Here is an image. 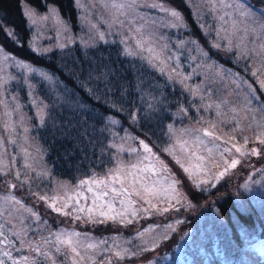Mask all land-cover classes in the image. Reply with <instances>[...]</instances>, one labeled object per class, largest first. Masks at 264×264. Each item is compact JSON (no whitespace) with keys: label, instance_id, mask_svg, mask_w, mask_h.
I'll use <instances>...</instances> for the list:
<instances>
[{"label":"trees","instance_id":"obj_1","mask_svg":"<svg viewBox=\"0 0 264 264\" xmlns=\"http://www.w3.org/2000/svg\"><path fill=\"white\" fill-rule=\"evenodd\" d=\"M21 1L23 0H0V44L7 52L36 67V71L28 75L27 81L32 84L34 94L45 105L46 115L43 124L33 117L31 133L39 141L51 173L73 183L91 176L93 172L98 176L102 175L114 166L113 157L117 155L116 148L106 146L110 143L117 145L115 141L127 138L126 133L129 132L133 137L148 143L161 160L173 163V158L163 151L173 142L168 126H183L185 117L180 112L181 107L189 108L190 113L196 116L197 113L191 108L199 106L198 100L168 81L141 57L123 55L124 47L118 41L93 44L76 42L47 51L33 49L31 29L22 12ZM24 1L37 10H45L48 5H53L71 23L74 30L79 28L78 10L73 0ZM165 1L177 7L188 24V29L163 28L159 34L155 32L162 48L167 45L165 50L173 68L180 74L190 75L195 64L198 70L205 69L203 63L209 61L224 64L233 70L231 74L239 75L252 84L256 89L255 95L264 101V92L260 91L257 78L251 74L257 70L254 60L241 57L235 48L231 52L222 50L226 45L225 41H222V49L211 47L212 40L216 39V26L213 24L214 30L211 27H207V30L200 27L185 0ZM244 2L252 8L255 20L264 19V0ZM206 19L211 22L210 15L206 14ZM232 19L238 22L240 28L254 22L231 13L228 17L230 28ZM224 27L227 28V25L224 24ZM9 32L14 35L9 36ZM238 35H243V32ZM191 40L197 41L208 53L207 59L197 56L196 60L193 56L196 53L194 46L187 43ZM181 42H184L183 46ZM42 74H46L48 78ZM191 77L194 78L193 87L198 84L200 89L198 96L204 95V92L213 96L217 86L223 83L212 74ZM223 90L235 102L232 94L236 95L240 88L233 83L230 88L228 86ZM21 97L26 99L25 87L21 90ZM238 99L242 100L243 106L253 107V97L249 92L244 98ZM149 103L156 110L149 108ZM200 112L203 110L200 109ZM133 116L135 120L132 119ZM107 117H113L119 123L112 125ZM84 121L89 126V139L94 138L96 147L85 144L88 158L83 163L77 162L79 153L66 161L63 149L71 148L72 144L67 141L62 144L55 137L59 136V130L70 124L73 132L76 129L83 130ZM253 126L251 125L250 130ZM93 128L96 129L95 132L92 131ZM255 130H251L247 147L260 149V156L244 158V163L237 165L222 179L201 184L199 188L191 186L185 179L181 180L180 184L187 193V205L174 209V215L168 213L164 218H181L176 231L171 233L169 240L163 242L160 248L163 249L162 252L169 253L166 264H264V255L257 248V243L264 241V146L253 142ZM175 166L173 172L180 177L179 167L177 164ZM254 167L258 168L255 170ZM222 169L220 167V171ZM246 178L248 181L245 183ZM9 179L16 182L11 175L0 177V192H8L4 181ZM14 192L25 203L32 200L33 196L26 187H18ZM32 204L39 213L43 226L37 228L32 217H28L26 222L32 229L29 236L39 239L37 232L47 235L48 230H51L49 227H55V220L62 218L50 209H43V203L39 199ZM190 206H195V209H187ZM200 215L206 217L205 222L200 223ZM149 218H144L142 223L145 225L160 221V218ZM43 221L47 222L46 225ZM113 226V223L100 224L96 229L97 236L110 238L117 230ZM12 254L19 257L24 253L13 251ZM4 259L5 264H10L6 257ZM125 262L136 263L134 258L125 259Z\"/></svg>","mask_w":264,"mask_h":264},{"label":"snow or ice","instance_id":"obj_2","mask_svg":"<svg viewBox=\"0 0 264 264\" xmlns=\"http://www.w3.org/2000/svg\"><path fill=\"white\" fill-rule=\"evenodd\" d=\"M206 5L215 12L218 9L235 8L239 14L247 20H253L251 24H245L243 28L238 27V22L235 19L231 20V29L224 27L228 21L224 15H220L218 19L222 22L219 29L216 31L217 40L212 43L211 47L222 49L221 40L226 41V45L222 50L231 52L235 48L241 57L253 59L257 64V70L252 71V76L256 77V82L259 85L261 92H264V19L255 20L253 12L245 10V6L241 2L230 3L228 0H204ZM79 5V0H76ZM106 7H111L116 10L112 24L125 26V20L128 24L129 36L121 42L125 45L122 54L126 56L138 55L147 51L149 55L143 57L153 67H158L161 73H164V65L166 61L162 57L164 45L159 51L154 47L153 34L148 30L149 21L146 17L140 16L137 13L139 7H149L158 9L169 17L168 24L170 27L180 28L185 27L186 22L181 12L172 7H167L159 0H151V3H141V0H111ZM28 19H33L35 13L31 8L25 12ZM124 17V19H120ZM43 20L54 19L58 24L67 26L60 19L57 10L52 8L49 10V15L42 17ZM137 20L142 21L137 24ZM154 23V22H153ZM96 28L95 24L91 25ZM201 27H204L201 25ZM243 32V35H238ZM221 33H224L221 36ZM9 36L14 33L9 32ZM207 35V32H205ZM235 38V41H234ZM100 39H104L103 33H100ZM129 40L132 44H129ZM182 44L184 42H181ZM187 43L194 46L195 50L208 58V53L204 51L195 40ZM251 45V47H249ZM63 47V45H61ZM2 51V49H0ZM8 59L7 56L4 57ZM22 67L30 72L35 71L28 64H23ZM259 72V76H258ZM172 74L177 73L176 68L171 69L169 79H173ZM48 78L46 74H42ZM184 80L188 77H184ZM183 83V81H180ZM235 82V81H233ZM254 99H259L255 95L256 89L252 84L247 85ZM193 96L197 95L200 89H188ZM203 99V97H201ZM19 107V106H17ZM115 108V105H112ZM149 108L156 110L152 103H149ZM206 108H211L213 105L208 104ZM217 115H220V105H215ZM7 108V105H5ZM233 111H235L233 109ZM248 111H253L248 109ZM261 119L256 121L253 116V121L256 124L258 131L255 133L253 142L264 146V106H261ZM180 112L187 115V110L183 107ZM9 118L12 113L6 111ZM40 123H44L45 113L43 109L39 112ZM135 120V116L132 117ZM110 124H118L119 121L113 117H107ZM55 127V126H54ZM83 130H71L72 125L59 130V136L55 137L72 144L71 148L64 147L63 158L70 161V158L75 157L79 153L78 163H83L88 158V153L85 150V144L95 148L93 139H89L87 121H84ZM216 124L211 123L209 127L195 129L197 133L193 136V130L180 129L174 130L172 125L168 126V131L174 140L172 144L165 147L163 151L173 158L175 163L187 174L193 184L199 188L201 184H208L212 180L219 181L226 176L231 170L235 169L241 163V158L248 156H260L261 150L257 147L249 149L247 145L250 140L247 136H242V142L237 140L236 135L231 134L227 139L216 131ZM251 127V125L249 126ZM243 132L242 126L237 122L235 128ZM5 130L14 132V127L8 123L5 124ZM27 132V129H24ZM96 131L95 128L92 129ZM188 136L189 139L184 137ZM207 138V139H205ZM10 144H15L14 139H9ZM140 148L143 150V155H139L135 163H125L116 157L115 166L110 167L104 175L98 176L95 172L91 176L78 181L71 193L65 190L63 196L47 192L33 191V180L40 179L50 175L49 169L44 166L39 170L30 162L31 153L25 149V162L23 165L24 171L15 169V158L10 165L4 159V142L0 139V177H8L11 175L16 181L5 180L8 192L0 195V264H5V257L10 264H113V260L120 262L125 259H132L149 250L154 251L161 239H167L166 233L151 237V242L145 239L150 236L155 229L147 228L143 231H138L135 239L140 241V244L134 245V249L127 247L131 243L130 240H122L118 236L111 238H94L87 233H81L75 230L59 229L56 231L48 230V234L44 235L37 232L39 239L29 236L31 225H26L25 220L32 217L34 222L39 224L41 218L38 212L26 206L21 199H18L14 194V190L18 187L23 188L28 186V191L31 195L36 196L39 200H43L47 207L57 214L71 217L74 220L86 219L90 223H118L122 226H127L141 218L149 217L152 214L163 215L174 209L176 205L183 204L184 196L179 190L180 181L176 179L175 174L171 169L160 159L158 155L153 153L152 148L144 140L139 141ZM107 148H116L118 152H123V146L108 144ZM201 148L205 154H201ZM233 150L235 154L233 153ZM130 152H137L136 148L130 149ZM227 154V156L225 155ZM238 154V155H236ZM103 155V151L101 152ZM216 156L223 161V169L213 173L212 168L219 167L216 161ZM230 157V159L228 158ZM35 173V177L33 176ZM67 188V185H61ZM246 187V186H245ZM85 190L91 193V205L82 204L81 200L87 202L89 199L85 195ZM118 205V206H117ZM178 210V209H177ZM26 214V215H25ZM46 221L44 224L46 225ZM171 229L172 226L168 225ZM111 241V242H110ZM17 251L24 253L19 257L13 256L12 252ZM103 256L102 260L97 258ZM63 257V260L60 259Z\"/></svg>","mask_w":264,"mask_h":264},{"label":"rangeland","instance_id":"obj_3","mask_svg":"<svg viewBox=\"0 0 264 264\" xmlns=\"http://www.w3.org/2000/svg\"><path fill=\"white\" fill-rule=\"evenodd\" d=\"M202 1H204V0H202ZM75 2H76V0H75ZM110 2H111V0H79V5H77L78 9L80 10L79 24L80 25L85 24V26L87 28V31H86V34L84 37H82V34L79 32L75 33L72 29L71 24L68 23L66 20H64L61 16H59V17L64 22V25L67 26V30H65L64 26L61 24H58L54 19H48V20L41 19L42 17L49 15L50 9L48 11H44V12L43 11L42 12L36 11V10H33L31 8L32 7L31 5L27 4L26 2H23L22 3V9H23L24 14L28 8H31L35 13L33 19H28V17L25 15L27 18L28 24L31 28V31H32V34H31L32 35L31 36L32 48L35 50H38V51H47V50H51V49L56 48V47H60L61 45L65 46V45H69V44L74 43V42H82V39H84L86 41H107V40H112L113 38H118L120 40H124L127 36H129V32H128L129 26L127 24V21L125 20V26L123 28H121L120 25H118V24L110 27V25L112 24V20H113L114 15H116L115 9H112L111 7L105 6L106 4H110ZM145 2L151 3V0H141L142 4ZM228 2L232 3V0H228ZM164 5L167 7H171V6H168L166 4H164ZM201 5L204 6L206 9L211 10L210 6L206 5L205 3H202ZM49 7L55 8V6H53V5H49ZM151 9H153V8L139 7L137 9V13L140 16H144L148 19V21H149L148 30L152 32L154 47L159 51L162 48V46H161L160 40L156 36L154 27H155V25L156 26H158V25H162V26L168 25L169 26L168 21L170 18L167 17L165 13L159 11L158 9H156V11H155L156 14L152 15V14H150ZM200 9H201V7H200ZM229 9L231 10V8H229ZM195 10L197 12V16H203L204 15V12L202 10L201 11L197 10V8H195ZM221 10H223V9H218L215 12H213L211 10L215 14V16H213V17L216 18ZM224 11L226 12V10H224ZM227 13H230V12L227 11ZM78 14H79V12H78ZM120 19L123 20L124 17H120ZM141 22L142 21L137 20V24H139ZM92 24H95L96 28H92V26H91ZM100 33H103V35H104L103 40L100 39ZM223 35H224V33H221V36H223ZM129 44L130 45L132 44L131 40H129ZM249 47H251V45H249ZM0 49H2V48L0 47ZM165 53H166L165 48H163L162 57L166 61L164 68H165V71H167L170 74L172 67H171V64L169 63L168 59L166 58ZM148 55H149V53L147 51H144V52L138 54L137 56L143 58V57H147ZM5 56L8 57L7 60L4 59ZM144 60H146V59H144ZM22 65H23V63L18 61L15 57L10 55L9 53L4 51L3 49H2V51H0V139H2L4 142V159H5V161L11 165L13 162V158H15L14 170L19 169L20 171L23 172L24 171L23 165L25 162V152H24L25 149L27 150L28 153H31V157L29 158V160L31 163L34 164V166L38 170L45 166V161H44V156H43V153L41 151V147H40L39 142L36 139H34L30 133L32 123H31V115L29 114V111L30 110L32 111L33 117L37 118L38 122L40 123L39 112L41 110V107L39 105L38 98L35 97L34 94L29 92V90H28V86L25 82V78H26V74H27L28 70L25 69L24 67H22ZM209 68H210V66H209ZM227 72H228L227 79L231 80L232 82L233 81L240 82V80H242V78H243L240 76L238 78H236V76L231 74V72L228 69L220 68V67L217 69V73L219 74L218 78H221ZM172 75L174 76V78L177 77L176 74H172ZM178 77H180V76H178ZM260 78L264 79L261 76H260ZM247 85H248V83L245 82L244 87L240 88L241 92H244L245 95L248 94V90H249ZM226 86L227 85L225 83H220L217 87L225 88ZM24 87L26 88V95H27L26 100L21 99V90ZM223 102L225 103V105L227 104L226 106L229 109L231 108L229 113H231V118H233V120L230 121L231 126H230V129L228 132L223 133L221 131L218 134L223 135L225 139H227L228 135L234 134V135H236L237 140L242 142V136L250 137L249 136V133H250V127L249 126L250 125H249V122L247 120L248 113L245 112V114H241L240 116H238L237 113H235L236 111H233L232 99L229 98L228 94L223 96ZM5 105H7V108H5ZM17 106H19V107H17ZM6 111H10L12 113L10 118H9V116H7L5 114ZM240 111H242V109H240ZM214 112H212V116L214 114V117L211 119V123H215L216 126L218 123V118L223 120V121H227L229 118L228 115H226L225 117H221V116L218 117L217 110L216 111L214 110ZM254 116H255V118H257V114H254ZM201 120L202 121L206 120V118L203 115H201ZM237 122H239V124L242 126L243 132H241L239 129H236L235 131H233ZM6 123H8L11 127H14V132H9V131L5 130V124ZM210 124H207V125H210ZM25 128L27 129V132L24 131ZM185 128L193 130L192 134L194 136L197 134L194 130L200 128V126H198L194 121H189L187 123V125L184 126L182 129H185ZM178 130H180V129H177V131ZM216 131H217V127H216ZM10 138L15 140V144L9 143ZM184 138L189 139L190 137L185 136ZM205 139H207V138H205ZM134 146H135L134 144H131V145L123 144L124 149L129 148L128 152L130 153V155L131 154L132 155H140V153H137V152H135V153L130 152V149L134 148ZM233 152H234V150H233ZM201 154L206 155V153H204L202 148H201ZM225 155L227 156V154H225ZM123 156H126V153L124 151L118 152V154H117L118 159L120 157H123ZM228 158H230V157H228ZM131 160L125 161V159L124 160L122 159V161H124L125 163H135V162H132ZM216 161L219 164V166L221 164H223V161H221L218 156H216ZM244 162H245V159L243 158L241 160V163H244ZM212 169L216 170V169H218V167L212 168ZM33 175L35 176V173H33ZM42 179H43V181L46 182V186H49L50 190L52 189V194H57V195L63 196L65 190H67L69 193H71L73 191V189L75 188V186H72V185L66 183L67 180L59 179L57 177H52L51 174L46 176V177H42ZM37 180H40V179H37ZM247 181H248V179L245 180V183ZM61 185H67V188L65 189V188L61 187ZM55 186H57L56 189H55ZM35 187L43 189V186H39L38 184ZM180 188L181 187L179 186V190H180ZM181 193L184 196V192L181 191ZM0 195H3V194H0ZM81 203L82 204L86 203L88 206L91 205V201L88 202V200H87V202L81 200ZM62 216L65 218V220L72 219L71 217H67L64 215H62ZM74 221H76V222H80V221L81 222H87L86 219L74 220ZM203 222H205V221H201V223H203ZM175 224H176V220L173 219V220L167 221L164 224H153V225L150 224L146 227H141L139 230L137 227H135L132 230L133 233L130 236H128V237L121 236L120 238L122 240H130L131 243L128 244L127 247L133 248V250H135L134 245L140 244V241L135 239L138 231H143L147 228L155 229V232H153L150 236L145 237V239H147V240H149V242H151V237L158 235V234L163 236L166 233L167 237L170 236L171 232L175 228ZM168 225H171L172 228L169 229ZM125 229L129 230L128 226L125 227ZM71 230H73V229H71ZM84 233H87V232H84ZM87 234L91 235L94 238H99V237L94 236L90 233H87ZM113 236L119 237V235H113ZM133 239H135V240H133ZM161 240H163V239H161ZM160 245L161 244H159V246ZM149 251H151V250H149ZM140 264H156V260L151 261L149 259L146 262L140 263Z\"/></svg>","mask_w":264,"mask_h":264}]
</instances>
